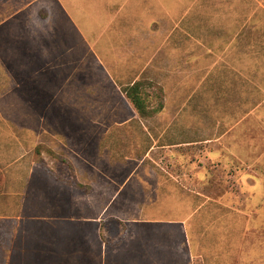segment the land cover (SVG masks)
<instances>
[{
  "label": "rangeland",
  "instance_id": "obj_1",
  "mask_svg": "<svg viewBox=\"0 0 264 264\" xmlns=\"http://www.w3.org/2000/svg\"><path fill=\"white\" fill-rule=\"evenodd\" d=\"M77 15L58 65L2 51L0 239L26 203L30 232L50 222L62 249L75 235L77 264L90 249L92 264H148L143 235L174 245L178 224L184 264H264V0L88 1ZM139 79L164 89L153 117L124 92Z\"/></svg>",
  "mask_w": 264,
  "mask_h": 264
},
{
  "label": "crops",
  "instance_id": "obj_2",
  "mask_svg": "<svg viewBox=\"0 0 264 264\" xmlns=\"http://www.w3.org/2000/svg\"><path fill=\"white\" fill-rule=\"evenodd\" d=\"M88 1L101 0H0V59L2 63L11 64L10 56L5 54L6 51L27 50L32 52L35 58L43 61L48 54L55 65L57 61L55 57L60 58L59 36L61 33H77H73V29L78 28L76 26L77 17H79L78 2ZM83 5L85 6V3ZM58 60L60 62V59ZM17 208L19 213L12 212L3 216V220L7 223L4 225L5 237L0 239L2 242L0 249H3L0 264H61L59 263L61 258L64 264H77L75 235H71L70 230L67 235H64V242L67 243L63 244L62 249L61 237L57 232L54 234V227L50 222H42L39 229L33 228V232H30L23 212L27 208L26 203L17 204ZM12 210L16 211L14 208ZM178 225L176 228L179 234L174 245H163L159 240H153L151 235H143V250L140 244V250H137L138 257L144 252L143 257L148 264H184V253L174 246L183 235L187 234V231L183 224ZM167 227L173 230L172 226ZM46 230H48V236H46ZM47 249L52 255L45 257ZM84 253L86 263L92 264L91 249L85 250ZM193 259L194 256L190 260ZM187 261L190 264L191 261Z\"/></svg>",
  "mask_w": 264,
  "mask_h": 264
},
{
  "label": "trees",
  "instance_id": "obj_3",
  "mask_svg": "<svg viewBox=\"0 0 264 264\" xmlns=\"http://www.w3.org/2000/svg\"><path fill=\"white\" fill-rule=\"evenodd\" d=\"M149 88L156 91V93L152 94V98H149L148 90ZM124 92L126 97L135 107L137 112L142 117H153L159 114L164 109V89L155 82L149 79H139L124 88ZM159 100L157 105H153V102ZM40 146L37 148L38 153L41 152ZM3 182V175L0 170V188ZM76 186H82L80 183H75Z\"/></svg>",
  "mask_w": 264,
  "mask_h": 264
}]
</instances>
